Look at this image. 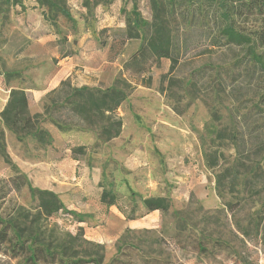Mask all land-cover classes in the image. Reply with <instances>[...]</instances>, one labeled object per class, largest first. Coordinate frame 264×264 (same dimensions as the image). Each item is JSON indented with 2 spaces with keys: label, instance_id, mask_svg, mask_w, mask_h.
Returning <instances> with one entry per match:
<instances>
[{
  "label": "rangeland",
  "instance_id": "rangeland-1",
  "mask_svg": "<svg viewBox=\"0 0 264 264\" xmlns=\"http://www.w3.org/2000/svg\"><path fill=\"white\" fill-rule=\"evenodd\" d=\"M260 2L227 0L224 19L214 0H174L164 15L170 58H157L149 45L154 28L132 26L134 5L153 23L149 0H67L72 19L50 20L39 7L41 16L27 13L36 0H0V75L9 93L44 86L57 56L73 53L87 35L107 50L98 84L89 87L116 86L125 95L115 111L120 133L106 141L99 120L90 124L64 102L69 80L46 93L35 126L54 132L56 119L74 135L56 139L54 151L74 159L61 171L51 162L52 144L13 132L0 117V217L35 213L31 186L53 191L64 204L46 220L45 235L56 238L53 226L61 236L78 234L66 246L97 259L81 264H264V70L246 46L227 43L220 32L230 21L264 53ZM53 99L63 107H51ZM103 188L118 195L134 227L98 203ZM153 196L166 208L148 214L142 199ZM0 264L23 263L0 252Z\"/></svg>",
  "mask_w": 264,
  "mask_h": 264
},
{
  "label": "trees",
  "instance_id": "trees-1",
  "mask_svg": "<svg viewBox=\"0 0 264 264\" xmlns=\"http://www.w3.org/2000/svg\"><path fill=\"white\" fill-rule=\"evenodd\" d=\"M66 1L36 0V5L42 9V15H44L46 20L52 19L57 14H62L68 19H72L69 10L65 6ZM110 1L112 0H102L103 3ZM173 1L149 0L153 17L152 24L139 18L135 5L132 9V26L134 28L137 30L139 28L148 29L151 26L154 28V35L151 36L149 45L153 47V55L157 58H170L168 47L164 43L165 39H167V23L164 15L168 5H171ZM214 1L219 4L218 7L221 9L224 19H227L230 16L227 0ZM261 4L263 5V2H260V0H248L247 3V5L252 7H261ZM220 32L227 43L246 46L250 61L264 70V53L256 51L248 35L238 31L230 21L220 27ZM129 37L133 36L130 34ZM157 42H159L158 45ZM141 49L144 48L142 47ZM140 69L141 71L144 70V68ZM0 85L4 89H8L5 78L2 75H0ZM67 85L69 86V94L64 98V102L70 105L69 109L72 112L78 115L86 114L90 124H94L99 120L100 134L106 141L119 135L122 122L115 114V111L125 99L122 89L116 86L107 87L103 90L85 85L76 87L72 86L70 82ZM51 107L55 109L63 107V105L58 104L53 99ZM48 109V107H44L43 111L46 112ZM40 115L41 113L30 114L27 96L23 88H12L10 90L8 101L0 113L3 124L13 132L17 133L19 129H22L24 134H29L38 143L50 146L53 142L52 134L42 127L35 126L34 120H37ZM19 124H22V126H18ZM52 124L61 133L70 132L71 128L67 124H62L56 119L52 120ZM76 149L71 148V152L73 153ZM208 163L210 165L215 164L209 161ZM216 183L218 187L223 185L220 174L217 175ZM29 188L32 195L38 199V210L33 214L18 212L6 219L0 217V252L10 254L11 258L20 256L23 264H81L94 261V259L97 261L96 258L77 256L76 250L66 246L67 241H70L69 243L71 244L76 243L79 239L78 234L72 236L69 232H61L63 234L61 236L60 232H56V226H53L50 230L56 238L53 241L47 240L45 233L49 226L46 220L50 216L64 210L65 206L53 191L32 188L31 186ZM99 200L105 206H118V195L112 192L111 189L103 188L99 193ZM164 201L161 196L145 197L142 199V204L146 209V213H149L154 210L163 211L166 208ZM126 218L133 219L134 217L127 215ZM79 221H82V219H79ZM67 237L69 238L66 239Z\"/></svg>",
  "mask_w": 264,
  "mask_h": 264
},
{
  "label": "crops",
  "instance_id": "crops-1",
  "mask_svg": "<svg viewBox=\"0 0 264 264\" xmlns=\"http://www.w3.org/2000/svg\"><path fill=\"white\" fill-rule=\"evenodd\" d=\"M27 13L30 15H37V14L40 15V11L38 7L28 9ZM53 38L48 36L47 39L49 40ZM92 47H94L95 49L94 51L90 52L89 50ZM106 56H107V50L101 46H98V41L94 39V37H90L87 35L81 37L73 53L65 54V55L62 54L61 57L57 56L58 57L57 66L54 65V71H52L51 77L45 81L44 86H39V84H36V86L32 85L30 87L23 88L27 96L28 110L30 112H33V110H35L34 113L40 112L41 104H42L44 96L46 95L48 91H50V89L54 88L58 84V82H60L61 80L67 79L70 81V84L72 86H76V87H80L83 85H88V86L97 85L99 81L100 73L102 70V65L106 59ZM88 59H90V61H88ZM92 60H96V61L94 62ZM55 78H56V82L51 86L50 81ZM47 81L49 83H47ZM0 92H1L0 93V112H1L2 109H4L8 101L9 90L3 89V90H0ZM50 133L53 136V142H52L53 147L49 149V152L52 155L51 162L54 166L57 167L56 169L57 171H61L62 166L69 164L68 160H71V162L74 163V159H72V157H69L67 153H64V154L61 153L60 149L59 151H54L55 147H57L56 139L58 138L61 141L62 140L66 141L68 139L70 141V139L74 137V135L61 133L58 130L54 132L50 131ZM64 151L65 152L68 151V153L70 152L69 149H65ZM35 163L36 162H32V164H35ZM97 191H98L97 201L102 206V203L99 200V193L101 190H97ZM88 202L89 201L87 197V199H84L83 205H86ZM106 208L110 209V211H117L116 214L118 215V217L123 218V220L126 219L127 225L129 227L135 226V225H132L133 223L132 221L135 218L133 219L126 218L125 213L122 210H120L117 205L106 206ZM154 211H151L148 214Z\"/></svg>",
  "mask_w": 264,
  "mask_h": 264
},
{
  "label": "built area",
  "instance_id": "built-area-1",
  "mask_svg": "<svg viewBox=\"0 0 264 264\" xmlns=\"http://www.w3.org/2000/svg\"><path fill=\"white\" fill-rule=\"evenodd\" d=\"M4 88L0 85V90H3ZM6 90V89H5Z\"/></svg>",
  "mask_w": 264,
  "mask_h": 264
}]
</instances>
